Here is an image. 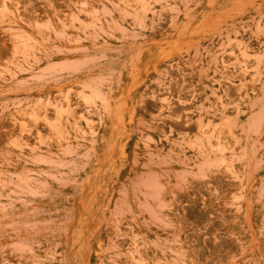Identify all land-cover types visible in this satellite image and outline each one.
<instances>
[{"label": "rangeland", "instance_id": "rangeland-1", "mask_svg": "<svg viewBox=\"0 0 264 264\" xmlns=\"http://www.w3.org/2000/svg\"><path fill=\"white\" fill-rule=\"evenodd\" d=\"M0 264H264V0H0Z\"/></svg>", "mask_w": 264, "mask_h": 264}]
</instances>
